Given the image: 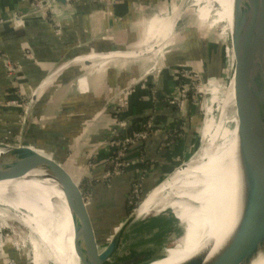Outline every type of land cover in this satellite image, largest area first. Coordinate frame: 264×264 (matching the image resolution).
Wrapping results in <instances>:
<instances>
[{"label":"crops","instance_id":"0c3cea01","mask_svg":"<svg viewBox=\"0 0 264 264\" xmlns=\"http://www.w3.org/2000/svg\"><path fill=\"white\" fill-rule=\"evenodd\" d=\"M179 8L178 0H90L70 1L53 13L49 7L35 12L33 0H0V53L21 68L25 103L31 101L37 106L28 134L30 144L39 152L56 156L80 177L90 167L81 178L111 228L125 220L131 184L142 161L148 166L149 180L160 177L167 171L169 158L174 159L170 151L177 153L178 144L169 148L163 145L166 137L178 129L185 130L186 125H178L185 119L184 114L169 107V101L178 97L176 78L158 71L154 85L160 101H166L159 106L153 105L138 83L153 70L171 68L178 60L194 54L193 44L199 41V34L193 29L179 30L180 11L174 14ZM158 18L174 19L170 36L160 44L157 42L162 37L151 38L152 24ZM196 23L200 25L199 20ZM218 87L215 80L206 88L210 95L208 106ZM13 88L0 58V140L10 136L19 145L25 111L4 106ZM130 88L134 91L125 116L131 126L126 133L134 130L135 120L151 115L157 117L161 134L131 146L125 159L129 164L126 172L106 182L103 178L111 157L109 102ZM188 108L193 110L192 103ZM214 123L215 118L212 127ZM208 131L206 111L200 138ZM188 147L185 152H189ZM161 230L163 234L169 232L174 243L183 235L176 221L166 223ZM14 254L17 264H26Z\"/></svg>","mask_w":264,"mask_h":264},{"label":"bare ground","instance_id":"6f19581e","mask_svg":"<svg viewBox=\"0 0 264 264\" xmlns=\"http://www.w3.org/2000/svg\"><path fill=\"white\" fill-rule=\"evenodd\" d=\"M232 1L194 0L193 3L195 7L204 5L203 10H209L213 3L217 4L219 9L215 22L222 21L228 24L227 27H232ZM178 12L179 9H176L175 16ZM173 23V18L155 19L151 38L162 37L158 44L166 40L172 32ZM226 90L225 95L217 100L223 108L210 137L196 155L166 179L168 182L165 185H158L135 212L134 220L140 221L155 210L171 208L183 227L180 239L162 246L150 264H180L192 257V260L210 258V262L232 241L239 216L237 175L233 169L237 158L232 152L237 143L238 127L221 149L216 148L215 140L222 122L227 116H234L233 78ZM3 151L0 148V154ZM162 190H165L167 198L155 206ZM10 194L13 199L8 198ZM0 206L14 211L37 237L31 239L33 264H43L46 252L55 264H83L94 242L88 234L76 229L63 192L44 172L30 175L23 181L0 183ZM192 260L188 264H194ZM253 264H264V255H260Z\"/></svg>","mask_w":264,"mask_h":264},{"label":"water","instance_id":"95a60500","mask_svg":"<svg viewBox=\"0 0 264 264\" xmlns=\"http://www.w3.org/2000/svg\"><path fill=\"white\" fill-rule=\"evenodd\" d=\"M50 1L60 7L70 3V0ZM231 16L233 113L238 120V132L236 147L230 149L237 158L233 169L237 175L239 216L230 245L206 264H253L264 255V0H233ZM36 108L30 101L19 145L0 143L4 150L0 154V183L23 181L44 172L63 192L76 229L88 234L94 242L83 264H146L152 252L131 255L123 245V233L129 222L113 233L79 176L56 156L31 146L28 134ZM10 197L14 198L12 194ZM192 259L180 264H188Z\"/></svg>","mask_w":264,"mask_h":264},{"label":"rangeland","instance_id":"374dc122","mask_svg":"<svg viewBox=\"0 0 264 264\" xmlns=\"http://www.w3.org/2000/svg\"><path fill=\"white\" fill-rule=\"evenodd\" d=\"M193 1L194 0H178V5L179 7L181 6V8H179L181 16L179 30L184 32L186 30L193 29L197 34H199L197 36L199 41H195L194 44L192 43L196 46L194 54H189L187 58L183 57L181 60H178L171 68L162 67L161 69H155L148 74L150 75L148 78H151L153 81L157 79L159 70L161 73L163 71L167 72V75L172 74V77H174V79L176 78L174 80V86L178 88V97L175 98L176 100L172 99V101H174L173 107H175V109L177 107L181 114H184L186 123L184 124L186 126L183 136L180 137L181 152L169 154V156L172 155L174 159L168 157V161L171 162H165V164L169 163L166 168L167 171H164L160 177L156 178V176L154 178L155 180H149V178L147 179L146 189H144L143 193H141L138 203L136 201H131V206H134L135 210L143 204L145 198L153 189L157 188L158 185H165L166 182H168L165 180L169 178L175 170L189 162L196 155L198 151L197 149H199L210 137L209 135L212 134L211 132L214 130L213 127L216 128L218 124L221 109L223 108L221 102L218 103L217 100L225 95L224 93L227 91L226 87L229 85L232 78L233 71L231 59L228 57V51L230 53L231 50L230 33L232 27H227L228 24L222 21L215 22V14L219 9L217 4L213 3L209 10H203L204 5L195 7V3H193ZM197 18L200 25L199 23H196V21L198 22ZM195 63L197 64L196 67L194 65ZM142 78H140L139 81H141ZM215 80L219 82V87L211 96V101L208 106L210 95L207 93L206 88L210 82ZM176 82H178L179 85ZM190 89L194 90L195 96L192 99L188 98V92ZM127 90L130 91V89ZM179 101H183V103H180L181 106L179 105ZM189 103H192L193 110L191 112L188 108ZM108 107L110 109L112 108L111 105ZM206 111L207 119H209V131L205 137L200 138V131L205 120ZM213 118H215V123L212 127ZM109 127L111 128L112 125ZM237 127V117L235 115L231 118L227 116L225 122H222L218 138L215 140L217 142V149H221V147L227 143ZM12 141V137L8 136L7 138H2L0 143L15 146L12 144ZM18 144H20V142H18ZM188 145L189 152H185ZM92 158L93 156L90 157V159ZM89 168L90 167L85 168L81 177H84L86 170ZM81 177L79 176L81 183L91 195L87 182H85V179ZM163 181H165V183ZM147 185L150 187L147 188ZM193 191L195 190H191V192ZM165 197V190H162L159 194L158 200L155 202V206ZM135 210L129 215H126V213L123 214L125 216H123L125 221L120 223V225H114L111 230L113 233L118 232V230L124 226V223L126 224V222H129L125 232L123 233V245L127 252L131 251V255L142 251L152 252L151 259L146 263L150 264L152 260L158 256L159 249H161L162 246H166L174 242V239L168 234L169 232L167 233L168 235L166 233L163 234L161 226H164L166 223L171 221L178 222V218L175 216L174 210L168 208L164 211L155 210L148 216V218L145 217L140 221H135ZM0 216V255L2 257L0 260L2 263L11 259L15 261V264H17V260L13 256L14 252L18 254L21 261H25L26 264H33L31 239H37V237L32 233L31 229L23 223L21 217H19L14 211L0 206ZM107 224L111 227V224ZM179 225L183 232V227L180 223ZM218 255L212 257L211 259L216 258ZM209 260L210 258L194 259L192 262L194 264H206ZM43 264H55L48 252L45 253V260Z\"/></svg>","mask_w":264,"mask_h":264},{"label":"built area","instance_id":"2783aa9c","mask_svg":"<svg viewBox=\"0 0 264 264\" xmlns=\"http://www.w3.org/2000/svg\"><path fill=\"white\" fill-rule=\"evenodd\" d=\"M74 3H79L83 1H90V0H70ZM35 4V12L49 7L52 8L53 13H58L57 11V5L50 0H33ZM56 11V12H55ZM24 16L19 17V22L22 23V20ZM3 22V18H0V23ZM228 57H230V53L228 51ZM98 57V56H96ZM102 58H105L106 56H99ZM0 58L3 60L8 75L12 79V82L14 84V90L10 93L9 99L5 102L4 106L11 109H19L24 110L25 113L28 109L27 103H25L24 95L22 92V88L24 86V77L21 73V68L18 66V64L14 63L10 58H8L5 54L0 53ZM161 73V72H160ZM158 73V77L160 75ZM157 77V79H158ZM156 80H152L151 78H148V76H144L141 81H139V87L142 90L147 91L148 95L151 98V102L154 106L162 105L163 102L160 101V97L158 94V89L154 85ZM154 82V83H153ZM132 90L130 88L129 90L120 91L116 94V96L111 100L110 105L112 108L111 111V121H112V128H111V135L108 140V149L110 151V160L108 166H110L109 169L105 172L103 180L107 182V180L113 178L114 176L122 175L126 172V169L128 168V162H126V155L128 150L131 146L138 144L139 142H144L149 140L152 136H157L161 134V130L159 129L158 125V119L155 116H145L141 118L142 122L139 123V126L135 128L132 132L129 134L126 133L129 126H131V122L127 117L125 116L126 111L130 104V95L132 94ZM166 103V101H164ZM180 103H183V101H179ZM170 106L173 107L174 101H169ZM181 106V105H180ZM177 108V107H176ZM134 125V124H133ZM184 130V129H183ZM183 130L178 129L175 131L179 137L183 136ZM168 137H166L165 140H167ZM13 145H16L12 143ZM165 147L166 145L163 144ZM169 146V145H168ZM142 161V160H141ZM143 163V161H142ZM149 170L140 167L138 170H136L135 175L136 178L133 180V183L131 184V190L128 196V199L131 201L138 202L139 198L141 197V193L144 191L145 183L149 176ZM3 264H15L14 260L5 261Z\"/></svg>","mask_w":264,"mask_h":264},{"label":"trees","instance_id":"16d2710c","mask_svg":"<svg viewBox=\"0 0 264 264\" xmlns=\"http://www.w3.org/2000/svg\"><path fill=\"white\" fill-rule=\"evenodd\" d=\"M176 83H178V82H176ZM178 85H179V83H178ZM195 95H194V90L193 89H190V91L188 92V98L189 99H192L193 97H194ZM163 100V99H162ZM161 100V101H162ZM164 101V100H163ZM162 101V102H163ZM173 111L175 112H177L178 111V109L176 108H174L173 109ZM176 117H177V115H176ZM177 118H179V117H177ZM179 119H181V117L179 118ZM143 120V119H142ZM142 120L141 119H137V120H135V123H134V130H135V128L136 127H138L139 126V123H141L142 122ZM181 123L182 124H186L185 123V119L184 120H181V122L180 123H178V125H181ZM191 128V127H190ZM192 130V129H191ZM168 138H167V140H165L164 141V143L163 144H165L166 145V147L167 148H169V147H171L172 145H177V148H176V150L175 151H177V153H180L181 152V139H180V137L177 135V133H175V131H173V132H170L169 133V135L167 136ZM15 144V143H14ZM169 145V146H168ZM170 153H175L174 151H170ZM147 164H145V162L144 163H142V168H145V169H147ZM110 168V166L107 168V169H109ZM138 203V202H137ZM135 210V207L134 206H131V204H130V200L128 199L127 200V203H126V215H129L131 212H133ZM10 253V252H9ZM8 255V254H7ZM15 254H14V252H13V256H14Z\"/></svg>","mask_w":264,"mask_h":264}]
</instances>
